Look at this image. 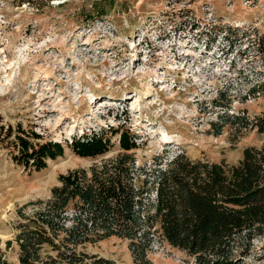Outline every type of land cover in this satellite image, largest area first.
Instances as JSON below:
<instances>
[{
	"label": "rangeland",
	"instance_id": "1",
	"mask_svg": "<svg viewBox=\"0 0 264 264\" xmlns=\"http://www.w3.org/2000/svg\"><path fill=\"white\" fill-rule=\"evenodd\" d=\"M253 29L264 30V0H0V252L8 262L20 264L21 213L33 215L61 176L124 153L122 132L136 138L129 153L143 166L180 154L236 164L260 148L263 134L223 127L221 118L264 112V97L250 95L264 79ZM93 133L110 141L107 153L78 156L72 141ZM18 136L33 147L61 143L64 154L37 170ZM84 252L134 264L129 242L117 238ZM235 258L264 264V235ZM149 259L194 262L159 237Z\"/></svg>",
	"mask_w": 264,
	"mask_h": 264
},
{
	"label": "trees",
	"instance_id": "2",
	"mask_svg": "<svg viewBox=\"0 0 264 264\" xmlns=\"http://www.w3.org/2000/svg\"><path fill=\"white\" fill-rule=\"evenodd\" d=\"M248 39L257 45L264 68V30L253 29ZM250 95L264 97V79ZM221 118L223 127L264 135V112L250 117L226 111ZM17 141L21 157L37 170L64 154L61 143L33 147L22 136ZM109 144L104 133L71 143L82 158L106 154ZM120 146L124 153L89 171L61 176L62 186L33 215L21 213L15 239L20 264H118L84 252L87 245L112 238L129 242L134 264H153L149 252L156 237L192 257V264H239L236 249L264 235V141L260 148L245 149L236 164L180 154L143 166L129 153L137 147L129 132L121 133ZM0 264H10L1 252Z\"/></svg>",
	"mask_w": 264,
	"mask_h": 264
}]
</instances>
